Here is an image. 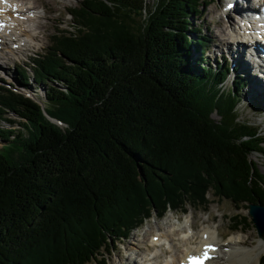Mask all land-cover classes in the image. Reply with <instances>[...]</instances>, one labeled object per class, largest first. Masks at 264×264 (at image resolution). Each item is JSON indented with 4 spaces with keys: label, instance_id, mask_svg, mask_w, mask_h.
<instances>
[{
    "label": "trees",
    "instance_id": "obj_1",
    "mask_svg": "<svg viewBox=\"0 0 264 264\" xmlns=\"http://www.w3.org/2000/svg\"><path fill=\"white\" fill-rule=\"evenodd\" d=\"M208 3L81 0L76 33L28 66L46 104L0 87V264L99 262L152 211L207 210L209 193L264 204V136L239 118L247 78L224 87L228 63L209 65L193 26Z\"/></svg>",
    "mask_w": 264,
    "mask_h": 264
},
{
    "label": "rangeland",
    "instance_id": "obj_2",
    "mask_svg": "<svg viewBox=\"0 0 264 264\" xmlns=\"http://www.w3.org/2000/svg\"><path fill=\"white\" fill-rule=\"evenodd\" d=\"M24 1L25 3L28 2L31 7L36 8V11L34 12L35 15L37 13L41 15L38 19L35 17V19L32 20V24L35 26L36 31V33H32H35L36 35L31 36V39L30 37H24L22 39V43H25V40H27L28 45L25 43V45H20L19 48H15L16 50H9L8 53L4 52L0 55V64H2V66L0 65V87L11 90L17 94L26 93V95L31 97L37 96L40 99L38 100L39 102L46 104L44 98V92L46 89L45 85H39L32 80L33 71L28 66L33 67V61L40 58L48 51L52 44L53 34H57L60 30L76 33L77 24L73 21V17L70 15L69 9L78 5L81 0ZM154 1L156 0H146V3L151 5ZM208 2L209 3L202 8L200 16H193V26L201 25L206 29L207 34L210 37L207 42L206 55L208 57L209 65L215 69L216 66L214 58L220 57L224 54L220 51V48L225 47V38L230 37L232 31L231 25L235 23V19L231 18V20H228V18L224 16V11L219 8V6L221 7L222 5H225L224 0H208ZM238 2L239 7L244 6V3H246L244 0ZM248 4L249 2L246 3V5ZM230 15L231 14H228V17ZM232 17H234V13L232 14ZM14 18L18 17L14 16ZM223 29H225V33H227L226 35L222 33ZM21 34L24 35L23 32H21ZM234 38L238 39V37ZM217 61L219 60L217 59ZM236 62V66L239 71H241V67L244 69L241 60ZM22 70L27 71V74L31 76V80H29V84L26 85V87L21 86L19 81V74H21L20 72ZM251 76L254 78L253 74H251ZM251 76L248 80H251ZM229 83L230 81L227 80L224 83V87L225 85H229ZM249 87H251V85L248 82L246 91H248ZM260 89L264 90L263 84H261ZM250 96L252 97V100L257 99V102L260 100L261 105L259 107H255L252 104H247V102L243 99L239 103L238 107L240 114L239 118L241 121H247L261 128L264 136V93L260 94V96H257L255 93ZM5 117L13 120L14 127L19 128L18 123L21 121L20 118L15 115L9 116L8 112L5 114ZM214 117L217 118L215 114ZM1 122L4 127L9 126L7 122ZM57 124L60 125L61 123L58 121ZM3 144L4 140L0 139V147ZM252 158L257 161L260 171L264 174V156L253 154ZM208 196L211 204L206 211H204V208L201 206L194 207L189 204L185 206L186 211L169 210L162 218L157 215L156 211H152L151 215L145 219L144 223L137 229L133 230L127 239L112 242L113 248L110 249L109 252L106 251L104 257L99 259V262H95L93 264H126L127 256H130V260L135 264H165V262L170 263L171 261V263H173L176 259L175 256L178 257V255H176V252H172L169 241L162 242V244L156 248L152 247L154 239H151V237L158 233V235H161L162 233L160 232L172 236V242L174 240L173 243L180 246L179 249H181L182 245H184V242H181L179 238L186 237V240L195 244L198 239L200 242L199 235H202L201 232L204 229H214L217 241L220 244L229 242L232 239H239V241L244 239L249 240V243L246 244V246L247 249L251 250L255 249L260 243L264 242V240H262L264 238L260 239L254 225L251 222L250 215L248 214V204H241L237 206L226 199L217 200L211 193H209ZM236 214L243 216L244 219L241 220L239 229L232 231L231 228L234 227L235 222L233 217ZM185 218L186 221L184 223H187V221L190 222L189 224L193 223L195 229L192 230L193 233L189 232L186 227L183 228V220H185ZM181 227L183 228V232H187L180 235L178 238L177 236ZM149 245L150 248H148ZM219 250L222 253L224 251L226 252L225 247H223V249L220 247ZM155 254H159V257H156ZM261 257H264V252L260 258Z\"/></svg>",
    "mask_w": 264,
    "mask_h": 264
},
{
    "label": "bare ground",
    "instance_id": "obj_3",
    "mask_svg": "<svg viewBox=\"0 0 264 264\" xmlns=\"http://www.w3.org/2000/svg\"><path fill=\"white\" fill-rule=\"evenodd\" d=\"M237 3V1H236ZM263 3V0H249V4L246 5V3H244L245 6H248L246 9L242 8L239 9L238 7L234 8V19H235V23H233L231 25V34L232 32L234 33V36H230L229 38H227V40H225L226 42H224L225 47L220 48V51L224 52L229 60H233V61H242L243 67H244V73L247 77V79H249V77L251 76V74H253L254 78H252L251 76V82L253 83H258V87L261 88V83L259 82L260 80L262 81V83H264V55H261L259 53V46L260 44L258 43H252L250 45H243L242 43H239L238 41H242L246 38H248L249 36V32H248V24L247 23H242L241 21L244 19L243 16H245L244 12L247 11L249 12H254L256 13L257 8ZM235 4V2H234ZM233 4V5H234ZM239 5V4H238ZM7 9L10 8L9 5L5 6ZM18 11H20V8L17 7L16 8ZM34 14V12H32ZM247 13V14H248ZM3 16L0 17V22L4 20H6V25H3L2 27H0V35H3L6 39L9 40V43L11 44H15V42L20 41L22 43V39L24 38L23 34H21V32L23 31H27V25L30 27L31 30H33V21H31L30 19H27V21H23L20 23L19 28H14V26L16 24H18L17 22L21 19L18 20H14L11 19L9 16L4 15L3 13H1ZM14 16V14H13ZM36 17V19H38L39 17H41V15H39L38 13L36 15H34V18ZM31 21V23H30ZM27 22L26 25H24ZM19 29V30H17ZM223 34H227L225 33V29L222 30ZM31 34H33L31 32ZM228 36V35H227ZM241 37V39H237L234 37ZM29 38V37H28ZM26 41V40H25ZM227 44V46H226ZM9 47L7 46V48H5V50H3V48H0V55L4 52H9ZM11 49H13L12 47H10ZM16 50V49H15ZM235 55V56H234ZM237 57V58H236ZM1 63V62H0ZM2 66V64H0ZM252 72V73H251ZM264 86V84H263ZM261 90V94L264 93V91L262 89ZM260 101V100H259ZM186 221L183 220V228L186 225V223H184ZM190 225L191 230H195L193 223L189 224ZM183 228L181 227L180 232L178 233V238L180 235L185 234L186 232H183ZM211 228V227H210ZM212 229V228H211ZM213 230V231H212ZM204 229L200 236V242L199 239L195 242V244H192L189 240H186V237L183 238H179V240L181 242H184V245H182L181 249H179L180 246H178L176 243L172 242V236H170L169 234H164L163 232L161 235L158 236H154V243L152 244V247L156 248L157 246L161 245L162 242L165 241H169L170 243V248L172 250V252H176V255H178V257L175 256V261L173 263H167L165 262V264H181L182 262H184L185 260H187L191 255L199 253L200 251L204 250V249H211L213 252L212 257L207 260V262L205 264H259V258L262 255V253L264 252V242L260 243L255 249H247L246 244L249 243V240H240L239 239H232L229 242H226L224 244H220L217 241V236L215 233L214 229ZM159 231V230H157ZM175 234H177L176 232H174ZM159 234V233H158ZM156 234V235H158ZM174 234V235H175ZM186 236V235H185ZM198 236V237H199ZM152 238V237H151ZM188 239V238H187ZM190 239V238H189ZM261 239V238H260ZM178 240V241H179ZM264 240V239H262ZM152 243V241H151ZM179 243V242H178ZM220 247H225L226 248V252L224 251L223 253L220 252V250H218ZM148 248H150V245L148 246ZM169 249V247H168ZM167 249V250H168ZM174 249V250H173ZM154 250V249H153ZM179 252V253H178ZM156 257H159V254H155ZM126 264H135L130 260V256L126 257Z\"/></svg>",
    "mask_w": 264,
    "mask_h": 264
},
{
    "label": "water",
    "instance_id": "obj_4",
    "mask_svg": "<svg viewBox=\"0 0 264 264\" xmlns=\"http://www.w3.org/2000/svg\"><path fill=\"white\" fill-rule=\"evenodd\" d=\"M53 120V119H51ZM248 213L260 238L264 237V205L260 203H249Z\"/></svg>",
    "mask_w": 264,
    "mask_h": 264
},
{
    "label": "snow or ice",
    "instance_id": "obj_5",
    "mask_svg": "<svg viewBox=\"0 0 264 264\" xmlns=\"http://www.w3.org/2000/svg\"><path fill=\"white\" fill-rule=\"evenodd\" d=\"M203 259H210L207 254V251L204 252ZM203 259H195L191 262V264H203Z\"/></svg>",
    "mask_w": 264,
    "mask_h": 264
},
{
    "label": "clouds",
    "instance_id": "obj_6",
    "mask_svg": "<svg viewBox=\"0 0 264 264\" xmlns=\"http://www.w3.org/2000/svg\"><path fill=\"white\" fill-rule=\"evenodd\" d=\"M24 95V94H23ZM26 96V95H25ZM27 97H29V96H27ZM57 122V121H56Z\"/></svg>",
    "mask_w": 264,
    "mask_h": 264
}]
</instances>
